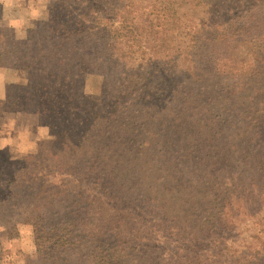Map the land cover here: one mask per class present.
I'll return each instance as SVG.
<instances>
[{
    "label": "trees",
    "instance_id": "1",
    "mask_svg": "<svg viewBox=\"0 0 264 264\" xmlns=\"http://www.w3.org/2000/svg\"><path fill=\"white\" fill-rule=\"evenodd\" d=\"M123 1L126 0H74L73 3L79 4L80 8L77 4H69L64 10L65 14L59 12L51 17V21L68 19L74 25L72 31L58 33V43L54 50L69 45V42L74 40L72 45L74 50L78 51L82 37L96 30L104 34L101 36L98 33L94 40L107 47V56L104 53L102 59H108L107 62L114 65L123 60L115 56L121 42H128L133 46L138 45L140 38H144L145 44L139 51L144 55V62L136 68L138 75L130 79L129 94L125 98H114V102L106 101L83 107L79 100H84L80 82L76 79L69 82L59 81L50 75V80L41 79L39 86L35 88L40 92H34L33 96L38 107L23 112L37 116L43 125L50 128L64 125L61 133L67 134L61 143L63 147L83 146L84 141L90 145L89 153H102L110 164L118 168L119 175L108 180L112 185L108 196L113 200L118 199V192L124 189L132 190V179L136 176L135 165L132 164L134 157L144 152L160 156L163 152L160 147L164 141L152 126L157 120L160 121V129L171 132L172 139L165 142L175 150L167 151V156L176 159L181 154H185L183 156L187 159L198 155L208 157L215 169L214 186L222 184L224 174L230 184L226 191L220 190L217 193L214 206L196 211L195 215H190L182 207L173 210V215L163 213L165 222L170 223L166 226V231L170 230L169 238L159 236V229L155 232L157 237L150 241H140L133 245L123 242L110 243L109 240L113 236L103 227L98 236H101L107 245L104 249L107 253L106 259H120L117 264H133L135 260L138 264H143V257H147L153 264H158V259L160 264H211V257L208 255L210 243L204 245L203 240L215 234H224L221 237H225L223 240L226 244L230 235L231 238L239 236V233H234L237 222L256 218L264 211V0H169V5L174 9L187 6L208 31L203 42L181 45L178 51H173L170 46L176 41L175 37H164V32L161 31L163 29L158 24L120 23L119 5ZM64 2L60 1L58 9L63 8ZM157 39L160 43H156ZM241 41L252 43V65L242 71H233L225 62L226 49ZM85 43L91 46L92 42L87 40ZM56 55L55 65L59 67L63 65L64 59L59 51H56ZM84 57L88 62H92L88 54H83L82 58ZM41 62L44 63L43 57ZM107 62L102 61L101 64ZM71 65L77 67L84 64L77 60ZM83 67L79 68L77 73L81 72ZM119 71L123 74L122 68ZM139 71L144 75H161L159 79L153 80L143 74L139 76ZM60 88L67 90L66 95L68 92L71 94L65 96L71 106H63V103L54 99L52 102L46 97L49 89L54 95ZM151 92L157 94L152 95ZM49 104L57 110L48 109ZM66 107L71 109L68 115L61 110ZM109 108L113 111H109ZM97 111L103 115H97ZM79 112L81 114H78ZM145 121L147 123H144ZM197 128L204 133L203 141L191 135L186 143L178 147L173 146L176 144L173 138L178 136V133L185 129ZM142 131L148 135L142 141L131 138L133 133L137 136ZM208 142L214 143L211 147H206ZM155 149L157 153L154 154ZM84 151H87V147ZM12 164L13 162L10 163L11 168H14L12 171H16L18 167ZM67 174L74 177V173L70 171ZM24 175L34 176V181L39 179L33 172ZM28 177L22 182L17 174H13L11 181L19 180L16 183L21 189L19 193H23L25 200H33L31 205L34 210L41 206L34 203L36 199L45 202L42 206H52L54 198L60 193L45 191L50 193L48 201L43 196L45 192L39 191L36 185L26 186ZM33 189L36 192H31ZM98 192L102 196V193ZM16 193L10 187L7 195L13 197ZM75 196H81V193L78 192ZM62 200L59 199L58 203ZM72 202H75V199ZM24 212L29 214L27 210ZM241 216L245 218L240 219ZM60 223L61 221L57 224ZM84 228L87 230V227ZM51 230H56V234H44L39 238L44 239L47 244L50 243L51 249H74L76 241L69 237H81V234L72 235L69 231L64 235L59 234V231H64L65 228L54 226ZM89 230L87 236H96L91 233L93 229ZM171 238L173 240H170ZM256 239L259 241V238ZM169 241L175 246L172 249L164 248L163 245H167ZM225 244L223 249L226 248ZM204 246L207 247L205 252ZM262 247L264 249L263 244ZM253 257L263 261L264 253ZM62 264H68V261Z\"/></svg>",
    "mask_w": 264,
    "mask_h": 264
},
{
    "label": "rangeland",
    "instance_id": "2",
    "mask_svg": "<svg viewBox=\"0 0 264 264\" xmlns=\"http://www.w3.org/2000/svg\"><path fill=\"white\" fill-rule=\"evenodd\" d=\"M60 1L63 0H53L50 7V19L46 23L38 24L35 30L29 31L26 41H16L11 32H0V36L3 37L0 40V72H6L10 80L23 81L26 79L28 81L26 85L23 83L7 85V100L0 106V120L10 113L17 116L18 123L21 125L35 126L37 123L43 125L37 116L23 111L34 110L38 107V103L33 100L34 92L37 91L35 88L39 86L41 79L50 80V75L59 81L69 82V80L76 79L80 82L84 100L82 101L81 98L79 100L83 107L102 104L106 101L114 102V98H125L129 94L130 79L132 76L138 75L136 68L144 62V55L139 51L145 44V39L140 38L138 45L132 43L133 46L128 42H121L115 56L121 57L123 60L118 65L109 64L108 59H102L104 53L107 56L105 51L107 47L94 40L100 33L96 30L82 37L83 40H80V50L78 51L74 50L72 45L74 40L69 42V45L54 50V46L58 43V33L60 31L70 32L74 25L68 19L59 22L51 21V17L58 15L59 12L65 14L64 10L69 4H77L73 3L74 0H64L67 2V4L64 2V9H58ZM76 6L80 8L79 4ZM119 20L120 23L133 25L145 22L160 25L163 30H159L164 32V37H175L176 41L173 42L175 47L170 45L173 51H178L181 45L203 42L208 33L207 29L200 24L198 17L194 16L187 6L174 9L169 5V0L123 1L119 5ZM100 34L102 36L104 33ZM87 40L92 42L91 46H87L88 43H85ZM156 43H160L158 39ZM83 47L87 48L83 49ZM88 47H92V49H88ZM252 50L251 42H238L226 49L227 59L225 62L233 71L245 70L252 65L250 64ZM56 51H59L64 59L63 65L59 67L55 65ZM131 51L132 53H130ZM83 54H88L92 62H88L85 57L82 58ZM42 57L44 63L41 62ZM77 60H80L84 65L72 67V62ZM102 61L107 63L101 64ZM81 67L83 70L77 73ZM121 68L123 74L119 71ZM142 74L144 75L139 71V76ZM149 75L146 73L144 76L157 80L161 74ZM52 92L49 89L46 93V97L52 102L54 99L58 103H63V106H71L65 99V96L71 95L69 92L66 95V89L60 88L56 93L54 92V95ZM151 94L156 95L157 92H151ZM47 108L57 110L50 104L47 105ZM61 110L66 115L71 112L68 107L61 108ZM109 111H113V109L109 108ZM97 115L103 114H99L97 111ZM159 122V120L153 122L152 126L164 141L160 147L163 152L160 156L144 152L140 156L134 157L135 161L132 164L135 165L136 176L132 179V190L124 189V191L118 192L116 200L108 196V192L112 189L108 180L118 176L120 170L110 164L102 153L94 151L89 153L90 145L84 141L83 146L67 145L63 147L61 143L67 134L61 133L64 125L51 128L50 134L55 135L57 139L54 142H42L35 156L25 157L24 160H11L7 148L0 151V224L7 225L6 235L9 237L16 234L15 224L18 221H27L34 225L38 254L35 260L29 258L27 264H62L67 261L68 264H88L90 262L95 264L97 261L100 264H117L120 259H106L107 253L104 252V249L107 245L104 243V239L98 236L101 227L113 236L109 240L110 243L123 242L133 245L140 241H150L156 238L155 232L159 229H161L159 236L169 238L170 230L167 232L166 226L170 223L165 222L163 213L173 215V210L182 207L190 215H195L196 211L214 206L217 193L220 190L226 191L230 187L227 177L224 174L221 179L222 184L215 187L213 178L215 169L208 157L198 155L193 159H187L183 156L185 154H181L176 159L167 156V151L175 150L165 142L171 140L172 136L169 130L164 131L163 128H159ZM77 131L80 130L77 129ZM178 134L173 138L176 142L174 147L186 143L191 135L197 136L200 140L204 139V133L199 128L185 129ZM146 136L148 135L142 131L137 136L133 133L131 138L135 137L134 139L142 141ZM213 143L208 142L206 147H211ZM86 147L87 151L85 152ZM155 153H157L156 149ZM11 162H13L12 166L18 167L16 171H12ZM69 171L74 173V177L67 174ZM28 172H33L39 179L34 181V176H25L24 174ZM13 174H17L22 182L28 177L26 186L36 185L39 191L50 190V193L58 191L60 195L54 198L52 206H42L45 202L36 199L34 203L41 206L34 210L31 205L33 200L31 198L25 200L23 193H19L21 189L16 185L19 180L11 181ZM10 187L17 192L13 197L7 195ZM38 190L37 192H39ZM98 191L102 193V196ZM31 192L36 191L33 189ZM78 192L81 193V196H75ZM50 193L43 194L48 201L47 197ZM61 198L63 200L59 204L58 200ZM73 199L75 202H72ZM25 210L29 214H25ZM242 218L245 217L241 216L240 219ZM66 220L69 222L65 223ZM59 221L61 223L57 224ZM54 226L66 229L59 231L61 235L67 231L72 235L81 234V237H69L76 241L74 249L69 250L66 247L51 249L50 243L47 244L44 239H39L44 234L48 236L56 234V230L55 232L51 230V227ZM84 226L87 227V230ZM174 226L180 227L179 225ZM90 228L93 229L91 233L96 236H87ZM234 233H239V236L231 238L230 235L226 244L223 240L225 237H221L224 234H215L209 239L203 240L204 245L210 243L208 255L211 257V264H264V260L260 261L253 257L258 253H264L262 247V244L264 246V211L256 218L237 222V229ZM256 237L259 238V241ZM167 243V245H163L166 249H172L175 246L171 241ZM222 243L226 248H222L224 246ZM203 249L205 252L207 247L204 246ZM5 254L0 249V259ZM141 259L143 264H153L148 261L147 257ZM156 262L160 264L161 261L158 259ZM133 264H138V261L135 260Z\"/></svg>",
    "mask_w": 264,
    "mask_h": 264
},
{
    "label": "clouds",
    "instance_id": "3",
    "mask_svg": "<svg viewBox=\"0 0 264 264\" xmlns=\"http://www.w3.org/2000/svg\"><path fill=\"white\" fill-rule=\"evenodd\" d=\"M52 3L53 0H0V32H11L16 41H26L29 31L50 19ZM9 83L26 85L28 81L10 80L6 72H0V106L7 100L6 87ZM50 132L48 125H21L16 115L6 114L0 120V151L7 148L11 160L35 156L42 142L57 139ZM7 231V225L0 224V249L6 253L0 264H27L29 258L35 260L38 247L34 225L18 221L14 236H7Z\"/></svg>",
    "mask_w": 264,
    "mask_h": 264
}]
</instances>
